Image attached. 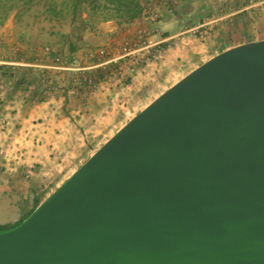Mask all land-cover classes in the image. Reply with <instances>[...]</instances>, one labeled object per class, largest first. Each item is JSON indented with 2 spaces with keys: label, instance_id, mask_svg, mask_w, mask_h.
Segmentation results:
<instances>
[{
  "label": "water",
  "instance_id": "obj_1",
  "mask_svg": "<svg viewBox=\"0 0 264 264\" xmlns=\"http://www.w3.org/2000/svg\"><path fill=\"white\" fill-rule=\"evenodd\" d=\"M0 264H264V39L188 73L0 228Z\"/></svg>",
  "mask_w": 264,
  "mask_h": 264
},
{
  "label": "rangeland",
  "instance_id": "obj_2",
  "mask_svg": "<svg viewBox=\"0 0 264 264\" xmlns=\"http://www.w3.org/2000/svg\"><path fill=\"white\" fill-rule=\"evenodd\" d=\"M100 2L75 0L67 5L59 0H0V75L9 81L12 105L5 121L4 112L0 113L1 135L6 125L5 135L0 136V225L23 219L134 116L232 44L226 43L231 35L246 30L261 36L264 30V8L254 15L259 21L256 26L244 19L247 13L258 10L232 14L245 1L166 0L170 10H175L174 18L180 21L179 29L165 30L158 25L147 34H159L153 41L176 37L133 74L127 63L82 71L59 68L58 56L65 63L77 58L82 66H88L104 60L102 49L112 56L123 45L140 40L139 35L135 40L122 38L123 28L137 18L125 23L117 9L98 7ZM159 3L146 0L140 16L158 22L162 18ZM153 12L158 13L154 20L150 18ZM209 21L203 36L179 34L186 27ZM2 61L33 65L7 67ZM112 70L122 74L113 76ZM89 78L94 81L91 86ZM104 87L110 88L109 92L95 97L94 92ZM74 88L81 98L78 103L69 99V91ZM3 89L1 81L0 93ZM27 98L33 106L38 103L57 111H52L53 117L48 112L44 118L39 117L34 107L25 106ZM79 105L86 107V113L72 116L71 111ZM26 119H31V124H45L26 128ZM38 131L45 133L44 139L22 138L26 132Z\"/></svg>",
  "mask_w": 264,
  "mask_h": 264
},
{
  "label": "crops",
  "instance_id": "obj_3",
  "mask_svg": "<svg viewBox=\"0 0 264 264\" xmlns=\"http://www.w3.org/2000/svg\"><path fill=\"white\" fill-rule=\"evenodd\" d=\"M160 3H159V6H160V10H161V13H162V18L158 21V22H152L148 19H146L143 15L138 17L135 21H133L132 23H130L126 28H123V31H122V38L123 39H130V40H135L136 37L139 35L141 36L142 33H152L154 31V28L156 26H161L162 29H165V30H171V31H175L177 29H179V25H180V21H177L176 18H174V16H176L174 14L175 10H170V7L167 5V2L166 0H159ZM206 1H213V0H206ZM216 1H242L241 3H243L245 1V3H243L241 5V8L242 7H245L251 0H216ZM219 6H221V4H219ZM241 8H239V10H241ZM262 8H259L257 9L258 11H254V14H252V12H249L246 14L247 19H244V20H249L247 22H251L250 24H253L256 26V24L259 22L257 20L256 17H254L255 14H260L262 12L261 11ZM238 9L235 10L234 12H232V14H236L238 13L239 11ZM252 17V18H251ZM257 22V23H256ZM250 24L248 23V26H250ZM262 35H253L254 33L253 32H248L245 30L244 33L242 34H238V35H235V33L233 35H231L229 37V39L227 40V44H228V41L231 42L232 44L230 45H227L225 48H222L221 50H219L217 53H220L226 49H229L235 45H238V44H242V43H245V42H249V41H254V40H261V39H264V30H262ZM159 35V34H158ZM158 35H150L148 36V40L150 41H153L155 38H157L156 36ZM162 37H160L161 39ZM159 40V39H157ZM6 41H8V39H6ZM147 70V68L145 69ZM142 72L140 71L138 74H141ZM139 77V75L137 76ZM3 81V86H4V89H3V92L0 93V113L1 111H3V116H4V121L7 119V115H6V112L9 111V109L11 108V93L9 92V81L8 79H6V77H2L0 75V82ZM109 89L110 88H107V87H104V89H101V90H97L96 92H94V96L95 97H100V96H103L104 94H106L107 92H109ZM104 90V92H103ZM70 93V100L74 101V102H79L81 100L80 97L76 96L75 94V88L72 89L71 91H69ZM94 98V97H93ZM26 107H34L33 110H35V114L38 115L39 117H42L44 118V115L48 112V114H50L52 117L54 116V114L52 113V111H54L52 109L49 110L47 108L46 105H38V103H36L34 106L33 104L30 103L29 101V98H27V102L25 104ZM57 110H55L54 112H56ZM81 112H84L86 113V107H82V105H79V108H75L73 109V111H71V113H73L72 116H75V114H80ZM84 117V116H83ZM50 123L52 121H49ZM45 124V121H38V122H33L31 124V119H26V128H40V127H43V125ZM73 126L77 127L78 124L76 122L73 123ZM4 127V130H3V134L2 135H5L6 133V125H3ZM45 133H41V132H36L34 134H31V132H26L24 136H22V138L28 140L27 138L29 137H34L35 139H44V135ZM0 134V136H2ZM58 136H61V134H59Z\"/></svg>",
  "mask_w": 264,
  "mask_h": 264
},
{
  "label": "built area",
  "instance_id": "obj_4",
  "mask_svg": "<svg viewBox=\"0 0 264 264\" xmlns=\"http://www.w3.org/2000/svg\"><path fill=\"white\" fill-rule=\"evenodd\" d=\"M259 8H264V0H251L245 7H242L238 13L245 12L247 10H257ZM158 16L157 12H153L150 16L153 20ZM209 22L199 23L195 26L186 27L179 34H187V33H197L203 36L207 32ZM148 34L142 33L140 36V40L135 44H125L122 46L121 50L115 54L110 56L106 49H102L101 53L105 56L104 60L88 66H82L79 59L75 58L71 61H67L66 63L63 61L61 56H58L56 59L60 62L59 68L68 69L73 71H82L86 69L98 68V67H107L108 65H120L121 63L128 64V71L130 74H133L140 67L148 64L152 56L155 55L156 51H160L162 47L165 45H171V41L175 39L176 35H169L162 37L157 41L148 40ZM175 42V41H174ZM7 67L12 64L19 65H33L32 63L26 62H13V61H2ZM117 71V72H116ZM110 74L121 75L122 71L120 70H112ZM89 86L93 84V79L89 78L88 80Z\"/></svg>",
  "mask_w": 264,
  "mask_h": 264
},
{
  "label": "trees",
  "instance_id": "obj_5",
  "mask_svg": "<svg viewBox=\"0 0 264 264\" xmlns=\"http://www.w3.org/2000/svg\"><path fill=\"white\" fill-rule=\"evenodd\" d=\"M75 0H59L63 4H69V2H74ZM145 1L146 0H102V2L97 5L101 8H107L110 10L117 9L123 18L125 23H130L134 19L138 18L145 10ZM40 204V203H39ZM37 204V206L39 205ZM36 206V207H37ZM36 207L31 210L32 213ZM30 213H28L23 219L19 222L12 225H0V228H5L13 225L20 224Z\"/></svg>",
  "mask_w": 264,
  "mask_h": 264
}]
</instances>
